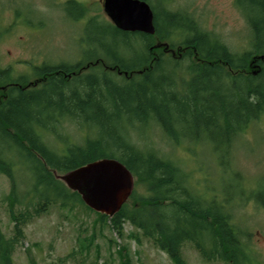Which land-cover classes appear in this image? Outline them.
Wrapping results in <instances>:
<instances>
[{"label": "trees", "instance_id": "16d2710c", "mask_svg": "<svg viewBox=\"0 0 264 264\" xmlns=\"http://www.w3.org/2000/svg\"><path fill=\"white\" fill-rule=\"evenodd\" d=\"M144 1L154 12V35L91 20L82 26L80 39L87 38V47L103 53L100 61L107 71L102 76L77 72L84 61L93 63L101 56L84 54L83 63L55 68L39 90L11 85L0 104V173H9L16 201L23 183L30 198L23 212L11 207L13 236L0 231V264H12L25 223L50 204H84L56 175L103 158L123 163L148 192L142 208L126 203L113 217L99 214L120 236L124 223L131 224L175 264H185L186 244L207 261L259 264L244 239L248 233L228 207L237 198L198 194L179 163L137 138L146 128L157 127L176 144L208 141L217 154H230L233 141L264 116V0H248L243 11L252 36L249 48L240 53L204 29L192 13L164 9L168 0ZM71 14L77 20L76 11ZM155 40H169L171 47L185 51L181 58L165 48L157 52ZM132 56L140 62L130 64ZM253 64L256 74H250ZM25 82L10 69L0 71V86ZM72 127L87 135L73 140ZM253 199L264 207V191ZM133 238L139 240L138 235Z\"/></svg>", "mask_w": 264, "mask_h": 264}, {"label": "rangeland", "instance_id": "374dc122", "mask_svg": "<svg viewBox=\"0 0 264 264\" xmlns=\"http://www.w3.org/2000/svg\"><path fill=\"white\" fill-rule=\"evenodd\" d=\"M16 1L19 0H0V24L7 32L0 39L1 70L10 68L15 77L23 75L25 83L34 82L42 78L30 72L28 62L35 65L42 62H67L69 65H76L82 62L84 54L101 55L100 48L95 47V51L87 47V38L83 39L82 36V40L80 39L82 22H77L73 16L64 17L62 4L67 0H33L38 13L44 16V23L48 28L42 32L34 31L36 36L29 34L25 27L17 28L13 25L12 10L9 8L14 7L12 3ZM80 1L88 7L89 16L96 17L101 24H108L97 5L100 0ZM166 2L162 6L164 9L192 13L204 29L218 36L232 51L240 53L249 48L252 29L241 15L242 12L231 4V0ZM47 4H51L50 7ZM155 6L159 8L158 3ZM154 43L156 47L162 45L157 47V52L164 51V45H168L173 49L175 58H181L185 51L182 47H171L173 42L169 40H155ZM102 55L98 56L99 59ZM132 57L128 60L130 64L141 60L139 57ZM96 60H93V65L96 66L94 69L91 67L80 72L78 68L77 72L84 74L95 71L102 76L107 69L103 63L96 64ZM87 63L84 61L83 65ZM251 67L250 74H256L255 65ZM71 130L75 133L71 135L73 140L80 141L79 138L87 135L73 127ZM142 135L137 140L153 145L164 156L181 165L189 176L192 189L198 194H203L208 199L213 196L217 199H229V196L237 198L230 201L228 207L232 206L235 223L248 233L244 239L250 245L251 256L256 263L264 264V207L253 199L255 193L264 191V116L251 123L233 141L228 156L214 152L215 147L208 141L205 144L171 142L157 127L146 128ZM55 143L61 146L60 141ZM17 171L19 173L22 170ZM10 178L9 173H0V231L7 238L13 236L16 224L11 218V207L17 213L23 212L30 199L25 194L28 187L23 183L20 185V197L16 201L11 195ZM239 185H242L240 187L243 190L240 196L237 193ZM133 193L134 196L127 201L128 205L142 208V199L147 197L148 192L144 185L137 182L136 177ZM22 230L23 236L14 251L12 264H95L96 261L97 264H175L152 240L144 237L131 224L124 223L123 236H120L108 223L101 222L99 213L78 202L52 203L41 214L26 222ZM133 234L138 235L139 240H135ZM182 257L185 264H224L205 260L190 244L182 249Z\"/></svg>", "mask_w": 264, "mask_h": 264}, {"label": "water", "instance_id": "95a60500", "mask_svg": "<svg viewBox=\"0 0 264 264\" xmlns=\"http://www.w3.org/2000/svg\"><path fill=\"white\" fill-rule=\"evenodd\" d=\"M103 10L124 32L155 34L154 12L144 0H105ZM56 178L76 192L88 208L107 217L117 214L134 190L132 172L114 158L94 161Z\"/></svg>", "mask_w": 264, "mask_h": 264}, {"label": "flooded vegetation", "instance_id": "af4514ba", "mask_svg": "<svg viewBox=\"0 0 264 264\" xmlns=\"http://www.w3.org/2000/svg\"><path fill=\"white\" fill-rule=\"evenodd\" d=\"M104 1L105 0H100L97 1V5L100 6L101 12L104 13ZM231 4L237 8L239 11H241V15L244 16V19L246 21L247 24L250 23V19L248 18V15H246L243 11L247 10V8H249V4L248 0H231ZM12 5L14 7H10L9 9L12 10V22L13 25L16 26L17 28L19 27H25L27 32L29 34H31L32 36H36L35 32H42L47 28V24L44 23L45 18L44 16H41L40 13H38V11L35 8L36 3L32 0L31 2H28L26 0H19L16 2H13ZM49 7L51 4H47ZM62 9H64L65 11H63L64 13V17L66 18H71L72 14L71 11H76L78 17L76 18L77 22L80 21L81 25L86 26V23H88V21H93L95 23H98V19L95 17L93 18L91 15H88V7L86 6V4H84L82 1L80 0H67L65 3L62 4ZM24 7H27V9H24ZM0 9H1V4H0ZM61 9V10H62ZM80 14V15H79ZM76 15V14H75ZM88 15V16H87ZM105 15V20L107 21V23L114 25L111 20ZM85 19V20H84ZM37 26V27H36ZM115 26V25H114ZM4 26L0 24V39L7 33L6 30H4ZM21 29V28H20ZM38 35V34H37ZM166 52L170 53L172 56L174 54L173 49L165 48ZM96 64L97 63H101L102 61H100V59H98L97 61H95ZM69 63L67 62H62V63H57V64H52V63H44L42 62L41 64H34V63H27V66L29 67L28 69H30L31 73H37L40 71H52L50 73H47L45 75L39 76L42 79L39 81H28L27 83H23V84H12V83H8L6 85L0 86V104H2L3 101H5L7 99V94H8V90L10 89L11 85H14V87H18L21 90H39L42 88V86H44L51 78L52 75H54V69L60 67L61 65H66ZM93 68L94 65L92 62H88L85 66L80 67V72ZM10 68H6L3 70H7ZM1 71V69H0ZM11 71V69H10ZM23 76V75H21ZM20 76V77H21ZM24 78V76H23ZM42 85V86H41Z\"/></svg>", "mask_w": 264, "mask_h": 264}]
</instances>
